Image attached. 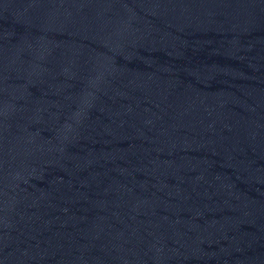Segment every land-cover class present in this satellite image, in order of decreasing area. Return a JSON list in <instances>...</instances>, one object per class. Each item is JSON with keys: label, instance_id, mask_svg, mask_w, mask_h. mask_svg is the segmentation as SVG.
Masks as SVG:
<instances>
[{"label": "water", "instance_id": "water-1", "mask_svg": "<svg viewBox=\"0 0 264 264\" xmlns=\"http://www.w3.org/2000/svg\"><path fill=\"white\" fill-rule=\"evenodd\" d=\"M0 199L264 215V0H0Z\"/></svg>", "mask_w": 264, "mask_h": 264}]
</instances>
